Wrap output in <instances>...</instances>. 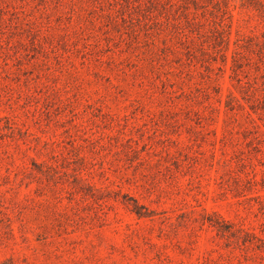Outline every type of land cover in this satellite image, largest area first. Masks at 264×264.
Segmentation results:
<instances>
[{
    "label": "rangeland",
    "instance_id": "374dc122",
    "mask_svg": "<svg viewBox=\"0 0 264 264\" xmlns=\"http://www.w3.org/2000/svg\"><path fill=\"white\" fill-rule=\"evenodd\" d=\"M0 264H264V0H0Z\"/></svg>",
    "mask_w": 264,
    "mask_h": 264
}]
</instances>
